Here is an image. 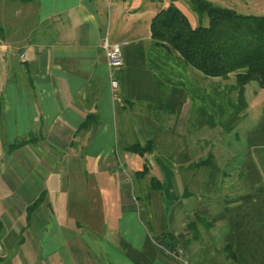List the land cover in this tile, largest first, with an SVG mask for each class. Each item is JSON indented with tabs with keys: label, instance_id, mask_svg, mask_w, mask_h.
<instances>
[{
	"label": "crops",
	"instance_id": "0c3cea01",
	"mask_svg": "<svg viewBox=\"0 0 264 264\" xmlns=\"http://www.w3.org/2000/svg\"><path fill=\"white\" fill-rule=\"evenodd\" d=\"M170 4L0 0V264H264V87L155 42Z\"/></svg>",
	"mask_w": 264,
	"mask_h": 264
},
{
	"label": "trees",
	"instance_id": "16d2710c",
	"mask_svg": "<svg viewBox=\"0 0 264 264\" xmlns=\"http://www.w3.org/2000/svg\"><path fill=\"white\" fill-rule=\"evenodd\" d=\"M170 1L150 22L155 42L178 52L187 65L205 76L226 79L234 74L235 87L251 81L264 87V16L236 14L207 0H188L198 18L192 26L174 5L178 0Z\"/></svg>",
	"mask_w": 264,
	"mask_h": 264
},
{
	"label": "rangeland",
	"instance_id": "374dc122",
	"mask_svg": "<svg viewBox=\"0 0 264 264\" xmlns=\"http://www.w3.org/2000/svg\"><path fill=\"white\" fill-rule=\"evenodd\" d=\"M206 1V0H205ZM209 2L211 3V4H213L214 6H217V7H221V8H225V9H228V10H231L232 12H235L236 14H243V15H255V16H264V0H209ZM179 4H182L183 5V3L180 1V3ZM189 3H186V6L185 7H189V5H188ZM189 12H191V10H188ZM191 13H193V12H191ZM195 14L193 13V16H194ZM207 18H203L202 19V24L203 25H207ZM262 97H263V99H264V94L262 93ZM139 150H141V149H139ZM142 151V150H141ZM236 151H237V153L235 154V156L233 157V159L234 160H236V161H234V163H233V161H231L228 165H227V168H234L235 166L237 167L238 165H237V163H238V161H239V155H240V148L237 146V148H236ZM216 152H218L217 150H216ZM92 184V183H91ZM89 188V187H88ZM235 186H234V188H233V191L232 192H234L235 191ZM90 190H91V193H90V191L89 192H87V197H88V199H91V202H92V199L93 198H95V193H94V190H93V188L90 186ZM84 203H87V202H84ZM83 203V204H84ZM87 205H89L88 203H87ZM103 205H101L100 203H91V212L92 213H96V212H98L99 210H102V207ZM85 212H88V210L86 209V211ZM78 213H80V210H78L77 211V214ZM78 216H80V215H77V217ZM82 216V215H81ZM85 218H87V217H85ZM85 218H81V220H83V221H87V219H85ZM93 220H95V219H93ZM211 221V220H210ZM210 224V223H209ZM190 226V228H189V230H190V233L191 234H193V229L191 228L192 226L191 225H189ZM141 227L143 228V229H145L146 227L145 226H143L142 224H141ZM145 227V228H144ZM103 230V232H106L105 231V229H102ZM85 231H87V232H89V230L87 229V228H85ZM97 233V232H96ZM96 233H94V232H90V235L91 236H93L94 234H96ZM98 235H100L99 233H97ZM210 236H212V235H210ZM214 236V235H213ZM219 249V248H218ZM217 249V250H218ZM201 250H202V248L199 250V252H201ZM226 252V250H222V249H220L219 251H218V254H220V255H222V257H224L225 256V253ZM200 254V256L202 255L201 253H199Z\"/></svg>",
	"mask_w": 264,
	"mask_h": 264
},
{
	"label": "built area",
	"instance_id": "2783aa9c",
	"mask_svg": "<svg viewBox=\"0 0 264 264\" xmlns=\"http://www.w3.org/2000/svg\"><path fill=\"white\" fill-rule=\"evenodd\" d=\"M125 44V42L112 44L107 40H103L101 43L108 69V86L111 98L114 100L118 99L119 92V83L115 78V71L123 66V47Z\"/></svg>",
	"mask_w": 264,
	"mask_h": 264
}]
</instances>
